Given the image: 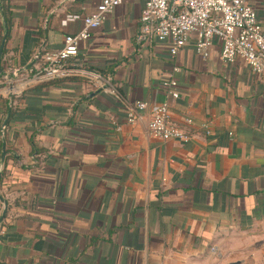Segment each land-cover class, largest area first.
<instances>
[{
    "label": "crops",
    "instance_id": "1",
    "mask_svg": "<svg viewBox=\"0 0 264 264\" xmlns=\"http://www.w3.org/2000/svg\"><path fill=\"white\" fill-rule=\"evenodd\" d=\"M145 1L110 13L68 77L0 88V264H264V75L224 62L219 42L205 58L194 37L175 56L138 41ZM99 3L0 0V71L40 66L83 25L64 19ZM175 67L174 100L161 81ZM138 100L148 108L128 123ZM166 100L196 120L190 140L149 134Z\"/></svg>",
    "mask_w": 264,
    "mask_h": 264
},
{
    "label": "built area",
    "instance_id": "2",
    "mask_svg": "<svg viewBox=\"0 0 264 264\" xmlns=\"http://www.w3.org/2000/svg\"><path fill=\"white\" fill-rule=\"evenodd\" d=\"M128 1L100 0L96 11L89 15H68L63 24L82 20L81 29L66 35L62 48L45 50L38 56L40 66L0 71V88L13 95L32 82L64 78L74 73L79 66L82 43L90 38L94 29L102 26L110 13ZM140 21L141 28L137 35L140 42L157 39L169 43L170 53L175 56L194 37L198 54L205 58L209 56L211 46L219 42L224 62L233 63L237 58H242L253 73L264 75V24L258 18L252 0H146ZM177 71L179 68L175 67L161 81V88L174 100L181 95L175 76ZM97 86L122 100L111 76L99 75ZM126 108L127 122L134 124L148 104L138 100L132 104L126 103ZM195 124L192 116L175 119L170 102L166 100L153 110L148 130L152 137L160 140L188 141L196 134L193 128ZM200 125L205 134L212 133L208 123Z\"/></svg>",
    "mask_w": 264,
    "mask_h": 264
},
{
    "label": "water",
    "instance_id": "3",
    "mask_svg": "<svg viewBox=\"0 0 264 264\" xmlns=\"http://www.w3.org/2000/svg\"><path fill=\"white\" fill-rule=\"evenodd\" d=\"M1 52H2V51H0V57H1Z\"/></svg>",
    "mask_w": 264,
    "mask_h": 264
}]
</instances>
